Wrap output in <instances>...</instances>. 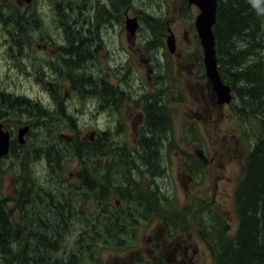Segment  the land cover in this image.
I'll return each mask as SVG.
<instances>
[{
	"label": "rangeland",
	"instance_id": "obj_1",
	"mask_svg": "<svg viewBox=\"0 0 264 264\" xmlns=\"http://www.w3.org/2000/svg\"><path fill=\"white\" fill-rule=\"evenodd\" d=\"M64 1L35 0L28 4L25 0H0L3 6L14 4L11 12L22 13L27 31L26 38L13 40L14 26L5 15L10 11L0 9V92L37 102L51 115V121L34 126L26 115L0 119L14 141L20 127L28 125L30 130L21 145L24 152L0 160V191L12 215L21 213L14 200L16 188L20 189L18 179L26 173L46 184L52 180V168L59 176L57 180L78 188L77 174L84 165L97 169L99 162H107L111 165V185L132 187L130 200L111 192L102 204L114 206L117 212L124 208L119 215L128 216L121 221L130 224L136 217V222L145 223L140 206L135 215L127 210L135 202L141 205V193L145 194L150 185L162 207L156 205L152 219L140 226L136 248H125L134 243L127 225L124 247H115L112 241L98 244L97 262L93 264H213L205 242L210 238L205 237L221 230L225 235L226 229L232 235L237 227L234 191L254 142L256 123L250 115L239 113L237 99L229 105L217 104L204 74L202 48L194 28L198 9L188 0ZM59 2L63 8L65 5V13L57 6ZM105 3L113 4L114 10L102 28ZM125 12L139 21L135 36L125 29ZM168 29L175 38L172 54L166 46ZM92 31L97 34L98 45L79 50L83 62H78V51V56L59 51L68 45L66 33H74L79 41L80 35L89 37ZM91 52L94 57L88 58ZM103 88L112 89L106 94L108 98H103ZM60 98L66 117L58 112ZM145 98L161 102L164 119L162 135L153 136L155 155L145 147ZM50 126L53 129L48 130ZM100 133H106L108 141L99 139ZM54 135L63 136L61 140L70 144L64 150L61 141L55 143V149L60 150L55 156L58 166L44 156L31 157L35 147L49 146ZM76 144L85 146L81 158L71 151ZM87 146H96L95 157H89ZM123 152L131 158L124 159L120 155ZM26 154L28 160L23 164L22 155ZM78 194L80 198L84 191L79 189ZM49 204L46 213L53 209ZM84 205L79 203L78 212L91 215L89 222L101 220L92 216L96 213L92 203L86 208ZM40 209L45 211L42 205ZM80 213L73 215L67 233L61 236L57 257L67 256L83 244ZM177 220L185 224L174 226ZM168 227L173 230L171 234L166 231ZM183 228L188 231L183 232ZM90 236L95 235L88 232L85 240Z\"/></svg>",
	"mask_w": 264,
	"mask_h": 264
},
{
	"label": "trees",
	"instance_id": "obj_2",
	"mask_svg": "<svg viewBox=\"0 0 264 264\" xmlns=\"http://www.w3.org/2000/svg\"><path fill=\"white\" fill-rule=\"evenodd\" d=\"M2 6L1 4V10L7 8L10 11L5 15L14 26L13 34L16 36H13L12 39L26 38L27 31H25L24 26L26 25L23 23L22 13L11 12L14 9L12 3H6ZM149 22L153 21L149 20ZM263 25L264 0H217L216 21L212 31L215 37L218 71L222 81L230 86L233 99H237V107L241 108L239 113L247 117L250 115L255 119L256 133L254 142L244 160L243 174L234 191L237 227L232 235L227 234L228 229L224 226L225 235L221 230L213 237L209 236L213 233H208L205 237L210 238L209 240L205 239V242L211 251L213 264H264ZM66 35L68 45L59 51L63 55L73 56L74 54L78 56L76 53V41L78 39L74 37V33H66ZM79 60L78 62H83L81 58ZM103 89L106 90L101 91L104 93L103 98H108L106 94L111 88ZM57 101L59 102L57 105L58 112L60 111V115L66 117L61 106V98ZM160 103L145 98L143 108L147 118L144 126L147 130V136L144 138L145 147L150 149L154 155L157 150L153 136L162 135L165 128L162 125L164 119ZM22 115H26L28 123L33 126L37 123L46 124L51 121L50 112L39 103H34L25 97H13L10 94L0 92V119ZM47 129L53 128L50 126ZM100 134L102 135H98L99 139L102 138L104 142L108 141L105 139L106 133ZM62 137L59 136L60 139H58L54 135V138H49L53 139L49 146H46L45 143L35 147L31 157L44 156L47 161L55 162V166H58V158L55 156L60 150L55 149L57 147L55 143L61 141L64 150L69 148L65 146L70 145L61 140ZM84 148L85 146L76 144L71 146V151H74L75 156L81 158ZM95 149L98 150L96 146H87L88 154L92 155L89 157H95ZM22 152H24L23 146L12 140L7 157H16V153L21 155ZM120 155L124 159L131 158L125 152ZM22 156L24 157L23 164H26L28 155ZM110 168L111 165L107 162L106 164L99 162L97 169L87 164L84 165L77 174L80 181L78 188L57 180L59 176L52 171V168L50 171L53 175L52 180L46 184L36 182L35 178L26 173V177L23 176L18 179L20 189L16 188L17 199L14 201L21 212L18 213L17 217L12 215L13 210L8 206L6 198L2 196L0 191V264H93V262H97L98 249L96 247L98 244L112 241L113 246L124 247L122 244L125 237L123 232L126 231L127 225H130V239L134 243L125 248H136L135 243L140 226L150 221L156 205L162 206L156 201V191L150 189V185L145 194L141 193V205L140 202L134 201L135 205H128L130 210H127L128 213L135 215L140 206L141 218L145 220V223L139 224L136 222V217L131 218L133 223L130 224L121 221L128 216V214L119 215L124 211V208L117 212L114 210V206H109L108 203L102 204L107 195L111 196V192L120 193L123 200H130L128 193L131 192L132 187L128 184L111 185L112 179L109 180ZM79 189L84 191L80 198H78ZM73 193L77 195L73 196ZM47 203H50L48 207L53 206V209L50 208L48 213H46ZM79 203H85L84 208L92 203L93 211H96L92 216H97L101 220L89 222L88 216L91 217V215L85 211L83 214L80 213L81 211L78 212ZM41 205L45 208L43 212L40 209ZM123 205L121 204L120 208ZM28 207L32 211H28ZM78 213H80L81 225L84 226L80 234L83 244H78L75 251H71L67 256L57 257L56 253L60 250L59 243L62 241L61 236H63L64 231L67 233L69 223L74 219L73 215L78 216ZM103 219L106 220L105 223H102ZM170 222L172 221L170 220ZM178 222L180 225L185 224L179 220L172 224L177 226ZM165 223L167 225L168 221ZM169 227L166 228V231L171 234L173 230H170ZM182 231L188 230L183 228ZM88 232L95 236H90L87 241L85 237Z\"/></svg>",
	"mask_w": 264,
	"mask_h": 264
},
{
	"label": "water",
	"instance_id": "obj_3",
	"mask_svg": "<svg viewBox=\"0 0 264 264\" xmlns=\"http://www.w3.org/2000/svg\"><path fill=\"white\" fill-rule=\"evenodd\" d=\"M31 0H25L30 3ZM189 5H194L199 13L194 21V28L202 48V58L204 74L212 91L216 95L217 104H230L232 100L231 88L225 84L218 71L217 56L215 50V37L213 35V25L216 21L217 0H188ZM139 24L136 18H126L125 29L129 35L134 36ZM166 39L168 52L172 54L175 51V38L170 29ZM29 126L24 125L17 130L16 142L19 145L24 144V136L27 135ZM11 136L4 125L0 122V160L7 157L10 150Z\"/></svg>",
	"mask_w": 264,
	"mask_h": 264
},
{
	"label": "flooded vegetation",
	"instance_id": "obj_4",
	"mask_svg": "<svg viewBox=\"0 0 264 264\" xmlns=\"http://www.w3.org/2000/svg\"><path fill=\"white\" fill-rule=\"evenodd\" d=\"M60 1H63V3L65 4V1L64 0H60ZM35 2V0L32 2V4ZM58 7H60V9L62 10V6H61V4H60V2L58 3V5H57ZM89 7V6H88ZM104 7H105V14H106V20H105V24H102V28L104 27V26H106V23H108V22H110V20H111V18H112V11L114 10V7H113V4L111 5V7L109 6V5H107L106 3L104 4ZM65 11H66V7H65V5H64V8H63V12L65 13ZM63 17H64V20H65V14L63 15ZM124 17H125V20H126V18L128 17L129 18V16H128V13L127 12H125L124 13ZM86 19L87 18H85L83 21L85 22L86 21ZM139 22V21H138ZM60 23L62 24V22L60 21ZM94 25V23H92L91 24V27H92V29H93V26ZM80 26V25H79ZM139 27H140V25H139ZM93 31H95V32H97V30H95V29H93ZM93 31L92 32H90L89 33V37H87V36H83V35H80V39H79V41H76V45H77V51H78V55H81V54H79V50H84V48L87 46V45H96L95 47H94V49L97 47V41H98V39H97V34L94 36L92 33H93ZM91 57H94V55L92 54V52L91 53H89V57L88 58H91ZM80 58L82 59V61L84 60V57L81 55L80 56ZM146 62V66L148 67V72L150 73V74H152V69L150 68V66H149V63H148V59H147V61H145ZM150 77V76H149ZM108 89H110V88H108ZM112 90V89H111Z\"/></svg>",
	"mask_w": 264,
	"mask_h": 264
}]
</instances>
